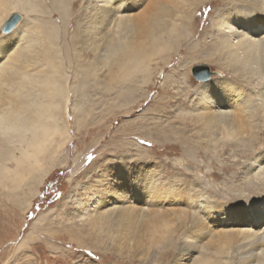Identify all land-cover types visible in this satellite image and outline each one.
I'll return each instance as SVG.
<instances>
[{
  "label": "rangeland",
  "instance_id": "obj_1",
  "mask_svg": "<svg viewBox=\"0 0 264 264\" xmlns=\"http://www.w3.org/2000/svg\"><path fill=\"white\" fill-rule=\"evenodd\" d=\"M100 1L0 0V24L18 13L17 27H23L6 53L12 58L7 77L18 72L17 79L26 80L29 88L43 85V101L49 96L46 90L60 85L63 97L51 104L54 116L68 131L67 138L56 135L57 142L51 146L55 163L44 159L36 164L48 173L33 196L29 177L14 182L12 188L0 181V264H170L181 242L195 247L181 252L177 264H242L248 240L241 236L231 240L225 252L217 244L240 230L264 232V220L254 216L264 205V185H260L264 155L259 154L264 117L253 121L255 126L249 130L257 131L252 151L234 149L235 145L219 150L214 140L208 142L214 134L202 138L201 118L216 107L208 104L212 98L197 94L209 80L235 78L231 67L226 64L223 70L219 60L211 59L214 51L208 47L215 41L214 19L226 3L199 4L193 29H187L185 36L188 33L177 29L173 19L180 2L166 1L149 10V0H119L115 7L112 0L107 5ZM94 4L103 13L110 9L111 17L103 22L95 15ZM139 41L149 48L138 58L142 68L124 74L131 53L128 47L135 51ZM199 65L213 72L206 82L193 74ZM46 76L58 82L48 87ZM253 91L256 94L248 101L255 110L260 99L258 90ZM0 115L9 118L5 112ZM11 145L19 147L16 141ZM10 155L6 164L0 160V170L15 169L12 155L19 157L20 150ZM174 169L181 171L177 174ZM241 171L244 175L236 181ZM146 172L158 174L154 187L141 182ZM127 178L137 179L147 191L136 194L124 187L122 193L128 197L116 193L113 203L107 180ZM94 192L104 199L100 207L92 204ZM73 200L80 205H73ZM124 209L134 210L135 220L142 224L165 212L174 213L171 221L157 228L160 238L136 235L123 242L128 245L105 239L103 246L94 249L93 244L101 241L89 238V232L111 236L115 231L129 232V225L116 222ZM101 212L102 221H96ZM196 222H202L197 234L185 236L186 226ZM252 250L258 255L250 264H264V242Z\"/></svg>",
  "mask_w": 264,
  "mask_h": 264
},
{
  "label": "bare ground",
  "instance_id": "obj_2",
  "mask_svg": "<svg viewBox=\"0 0 264 264\" xmlns=\"http://www.w3.org/2000/svg\"><path fill=\"white\" fill-rule=\"evenodd\" d=\"M110 1L111 0H101L100 2H104L105 5H107ZM166 1L167 3L180 2L179 5H181V8H178V14H175L173 18L178 27L175 24L174 25L177 29L182 27L181 30L185 31L186 34L188 33L187 29H193L192 21L195 19L194 13L199 10V4L207 2V0H149V6L147 9L150 10L160 3H166ZM221 1L223 3L225 2L227 7L224 6L225 8L223 7L220 10L221 13L219 12L214 19L213 23L215 28H217L216 33L213 35V40L215 41H212L213 44H209L208 47L213 48L214 51L212 54L214 57L211 59L219 60V62H221V69L223 70H226V67L224 66L226 64L231 67L229 68V71L233 73V76L235 77L232 78V80L239 81V83L226 84L222 85L224 86L223 88L221 86L218 89H214L215 94L210 97L212 99L208 104L213 107L215 106L216 108L215 111H212L208 115L203 114L201 118L202 126L204 128L202 138H210V134L212 133L215 138L208 139V142L214 140V146L216 144L217 149L232 148L235 145L234 149L239 148L242 151L248 152L252 151V146L257 144L256 140L253 138L257 131L249 132V130L255 126L253 121H259L264 117V115H262L263 112L261 111V105L259 106L256 104V113L255 110L250 109L251 101H248V98L252 95V93L248 91L249 88L253 90L257 89L259 92L260 87L264 86V61L260 63L261 56H264V31H261L259 36L252 34V31H260L261 29H264V15H262L264 14V0H233L234 2H230V4L227 2L229 0ZM239 2H244V5L249 6L254 9V11L240 12L228 10L232 5H236ZM94 6H96L94 8L95 12V9H98L100 5L94 4ZM109 10H106V12L104 11L105 13H103V11L98 9V12H96L97 14L95 15L98 18H101L104 22L108 17H111L109 14L111 12ZM8 14L9 12L6 13V15ZM249 29L252 31H249ZM188 35L189 33L185 36ZM147 46V42L139 41L133 46L135 51L132 50L131 47H128V49L131 50V53L128 57L127 64L123 66V70H127L124 74L131 73L132 70H137L140 67L142 68L143 63L140 65V59L138 58L146 55V53L144 54V51L148 52L149 48H147ZM6 53L0 52V55L5 57L3 60H0V114L5 112L9 115V118L0 117V154H2L0 160L4 162L3 164H6V162H8L7 160L11 158L10 152L12 153L17 149L20 150L21 155L19 157H14V155H12V157L15 158V169L10 170L4 166V168L0 170V181L6 184L5 186L12 188L13 186L10 187V185H13L14 182H23V180L26 178L28 179L29 177L30 182L27 183V185L30 186L31 197L36 193L38 185L48 173V170L36 167V164L42 163L44 159L55 163L56 159L52 157L53 148H51V146L54 142H57L56 135L61 133L66 137V134L68 133L66 126L58 121L53 112L56 111L53 109L54 104L57 103L58 98L60 99V97H63L64 92L60 85L57 88L56 86L55 88L49 86L51 83L58 82V80H56L57 78L55 79V77L46 76V86L50 87L49 90L51 91L46 90L49 93V96H45L47 100L44 99L43 101L42 98H44V96L40 93L44 90V88H42L43 85L40 86L37 83L32 88H29L26 80L17 79V75H19L18 72H14L11 75V78L7 77L6 71L11 65L10 60L12 58L10 57L11 55H6ZM20 76L22 75L20 74ZM24 88H27V90ZM35 88H37V90ZM259 99L261 100L260 95ZM46 101L47 103H44ZM51 103L54 104L52 105ZM205 103L206 102H204V104ZM230 116H232V119L227 123L226 120L230 119ZM189 140L191 141V139ZM13 141L18 142L19 147H13L11 145ZM190 146L192 145L190 144ZM219 150L218 152H220ZM255 160H258V158ZM53 163L49 165H52ZM58 163L59 161L57 164ZM107 182L108 194H111L112 197L110 200L116 199L117 195L119 198H127L128 195L125 192L122 193L124 187L129 189L128 192L136 194L138 192L144 193L147 191L145 189L143 191L141 185H138L139 181L135 178H127L124 181H114V179H110L107 180ZM260 185H264V176L262 179L260 178ZM140 189H142V191ZM7 194L10 195V192H7ZM94 194L92 204L100 207L104 199H102V195L98 192H94ZM170 199H174V195H172ZM114 202L115 200H113V203ZM72 204H76L77 206L80 205V202L73 200ZM258 208L259 209L254 212V216L256 215L259 217L260 219L258 221L262 222V220H264V205H261ZM172 213H174L173 210ZM172 213L165 212L164 214H161L160 218L153 217L149 224H142L135 220L136 215L134 210L124 209L117 216L118 218L116 219V222L121 225H129L128 233L115 231L114 235L111 236L105 232L101 234L95 232L96 235L89 232L88 236L89 238L94 237V239L97 238L101 241H97L93 244L92 247L94 249L103 246V244H105V239L110 240L114 238V242L117 245H128L123 242L136 235H138L136 238L144 235H154L155 238H160L156 235L157 228L165 221H171L173 218ZM44 217H46V215H43L39 220H42ZM102 218L103 216L101 212L97 214L95 220L102 221ZM255 220L257 221V218H255ZM199 230L200 229L197 231ZM197 231H195L196 234ZM140 232L143 233L139 235ZM240 236L243 237V239L248 240L247 246H245V248L247 247L248 249L245 250V260L242 264H250V262L258 255L254 254L252 249L261 242H264V232L260 233V235H258L257 232L252 233L251 231L244 230L237 231V233H229L227 239L219 240L217 245L223 250V252H225L226 244H230L231 240H238Z\"/></svg>",
  "mask_w": 264,
  "mask_h": 264
},
{
  "label": "snow or ice",
  "instance_id": "obj_3",
  "mask_svg": "<svg viewBox=\"0 0 264 264\" xmlns=\"http://www.w3.org/2000/svg\"><path fill=\"white\" fill-rule=\"evenodd\" d=\"M119 2V0H112V7H115V5ZM141 5H137V7H140ZM228 10L230 11H240V12H250L254 11V9L250 8L247 5L244 4H236L232 5ZM264 15V14H262ZM20 20V16L18 13H13L11 16H9L8 19H6L3 24H0V51L7 52L11 47H13L16 42L20 38V34L23 32V27H17L18 22ZM249 31H252L249 29ZM261 31H264V29H261L260 31H252L253 35L259 36L261 34ZM3 56L0 55V60H3ZM231 83H239V81H234L230 77H224L220 76L218 80L212 81L209 80V83L203 85L201 88L197 90V94L207 100L209 97L214 96V89L220 88L222 85L231 84ZM249 92L256 94L253 89L249 88ZM259 95L261 96L260 105L262 109H264V86L260 87L259 89ZM260 155H264V144L261 145L260 148ZM140 162H143V159H140ZM174 171L179 174L180 169H174ZM244 175V171H241L236 177V181H240L241 177ZM158 179V174L146 172L141 176V182L144 183L146 186H155V180ZM106 185H100V187H105ZM264 191V189H262ZM202 222H196L191 225L186 226L184 235H190L193 232L200 229V225ZM203 232V236L207 235L206 229L201 230ZM203 236L201 238H203ZM194 245H187L185 246L183 242L176 248L173 256V260L170 262V264H177L176 257H179L181 255V252H184L188 249H194ZM193 254L194 251H193ZM191 257L189 256V261ZM180 264H186V262H180Z\"/></svg>",
  "mask_w": 264,
  "mask_h": 264
},
{
  "label": "water",
  "instance_id": "obj_4",
  "mask_svg": "<svg viewBox=\"0 0 264 264\" xmlns=\"http://www.w3.org/2000/svg\"><path fill=\"white\" fill-rule=\"evenodd\" d=\"M20 16V15H19ZM212 71L210 70V68L208 66H196L193 69V74L194 76L202 81H207L211 78L212 76Z\"/></svg>",
  "mask_w": 264,
  "mask_h": 264
}]
</instances>
